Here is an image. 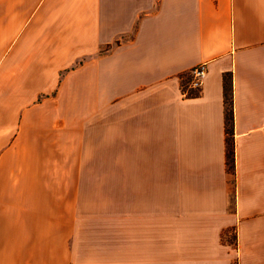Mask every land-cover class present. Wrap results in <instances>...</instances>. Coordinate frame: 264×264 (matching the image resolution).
I'll list each match as a JSON object with an SVG mask.
<instances>
[{"label":"crops","instance_id":"obj_1","mask_svg":"<svg viewBox=\"0 0 264 264\" xmlns=\"http://www.w3.org/2000/svg\"><path fill=\"white\" fill-rule=\"evenodd\" d=\"M0 264H264V0H0Z\"/></svg>","mask_w":264,"mask_h":264},{"label":"trees","instance_id":"obj_2","mask_svg":"<svg viewBox=\"0 0 264 264\" xmlns=\"http://www.w3.org/2000/svg\"><path fill=\"white\" fill-rule=\"evenodd\" d=\"M191 78H189V81ZM226 80V79H225ZM227 85V80L225 84L226 92H225V105H226V132L228 135V151H227V157H228V163L229 167L232 168L233 166V155H234V150H233V103H232V97L231 94L228 92V87ZM183 90H185V87H183ZM199 91H195L192 89L189 92V95L195 96L198 95Z\"/></svg>","mask_w":264,"mask_h":264},{"label":"rangeland","instance_id":"obj_3","mask_svg":"<svg viewBox=\"0 0 264 264\" xmlns=\"http://www.w3.org/2000/svg\"><path fill=\"white\" fill-rule=\"evenodd\" d=\"M194 90L198 91V89H194ZM109 179H112V178H109ZM115 199H116V189L108 188L106 190V200L100 206L101 211H105V212L114 211L115 210Z\"/></svg>","mask_w":264,"mask_h":264},{"label":"built area","instance_id":"obj_4","mask_svg":"<svg viewBox=\"0 0 264 264\" xmlns=\"http://www.w3.org/2000/svg\"><path fill=\"white\" fill-rule=\"evenodd\" d=\"M206 73V65H200L193 70V78L191 86L194 89H199L202 83V78Z\"/></svg>","mask_w":264,"mask_h":264}]
</instances>
